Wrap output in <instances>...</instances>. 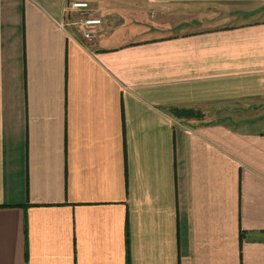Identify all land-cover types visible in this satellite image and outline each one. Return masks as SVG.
Wrapping results in <instances>:
<instances>
[{"label": "crops", "instance_id": "crops-1", "mask_svg": "<svg viewBox=\"0 0 264 264\" xmlns=\"http://www.w3.org/2000/svg\"><path fill=\"white\" fill-rule=\"evenodd\" d=\"M70 1L0 0V264H264V0Z\"/></svg>", "mask_w": 264, "mask_h": 264}, {"label": "built area", "instance_id": "built-area-1", "mask_svg": "<svg viewBox=\"0 0 264 264\" xmlns=\"http://www.w3.org/2000/svg\"><path fill=\"white\" fill-rule=\"evenodd\" d=\"M62 18L57 23L60 28L75 25L78 34L82 37L83 41L97 38L100 26L102 25L99 17H92L91 10L86 2H76L72 0L65 2L62 7Z\"/></svg>", "mask_w": 264, "mask_h": 264}, {"label": "trees", "instance_id": "trees-1", "mask_svg": "<svg viewBox=\"0 0 264 264\" xmlns=\"http://www.w3.org/2000/svg\"><path fill=\"white\" fill-rule=\"evenodd\" d=\"M173 113V115L177 118L180 117H185V118H193V117H200V112H198L197 110H190V109H184V108H180V110L177 109H172L171 111Z\"/></svg>", "mask_w": 264, "mask_h": 264}, {"label": "rangeland", "instance_id": "rangeland-1", "mask_svg": "<svg viewBox=\"0 0 264 264\" xmlns=\"http://www.w3.org/2000/svg\"><path fill=\"white\" fill-rule=\"evenodd\" d=\"M264 11V10H263ZM264 16V15H263ZM148 17V16H147ZM241 21V20H240ZM83 41V40H82ZM258 109H256L258 112L257 113H260L258 116H253L252 115V118L253 119H257V118H259V117H264V115H261L262 113H264V105H263V103H261L258 107H257ZM233 110H235V111H238V112H240V110L239 109H237V106L233 109ZM257 113H254V114H257ZM253 129H259V128H264V120H259V123L257 124V125H255L254 127H252Z\"/></svg>", "mask_w": 264, "mask_h": 264}]
</instances>
